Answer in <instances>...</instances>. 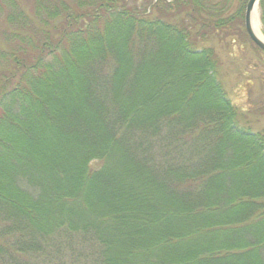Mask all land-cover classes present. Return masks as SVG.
<instances>
[{"label":"trees","instance_id":"obj_1","mask_svg":"<svg viewBox=\"0 0 264 264\" xmlns=\"http://www.w3.org/2000/svg\"><path fill=\"white\" fill-rule=\"evenodd\" d=\"M246 2L0 0V264H264V133L199 46Z\"/></svg>","mask_w":264,"mask_h":264},{"label":"rangeland","instance_id":"obj_2","mask_svg":"<svg viewBox=\"0 0 264 264\" xmlns=\"http://www.w3.org/2000/svg\"><path fill=\"white\" fill-rule=\"evenodd\" d=\"M256 8L262 34L258 4ZM235 9L236 3L231 10ZM25 10L27 11V7ZM147 13L149 16H159L154 9H148ZM183 16L184 14H180L177 18ZM199 46L211 48L218 59V79L237 112L238 126L252 133H264V52L247 37L243 19L239 25L230 29L209 33ZM91 165L95 167L97 163L93 162Z\"/></svg>","mask_w":264,"mask_h":264},{"label":"water","instance_id":"obj_3","mask_svg":"<svg viewBox=\"0 0 264 264\" xmlns=\"http://www.w3.org/2000/svg\"><path fill=\"white\" fill-rule=\"evenodd\" d=\"M259 0H247L244 7L243 26L245 33L249 40L262 52H264V43H262L253 33L251 27V15L254 7L258 4Z\"/></svg>","mask_w":264,"mask_h":264},{"label":"bare ground","instance_id":"obj_4","mask_svg":"<svg viewBox=\"0 0 264 264\" xmlns=\"http://www.w3.org/2000/svg\"><path fill=\"white\" fill-rule=\"evenodd\" d=\"M251 27L254 35L262 42L264 43V36H262L259 26H258V18H257V8L254 7L251 15Z\"/></svg>","mask_w":264,"mask_h":264}]
</instances>
